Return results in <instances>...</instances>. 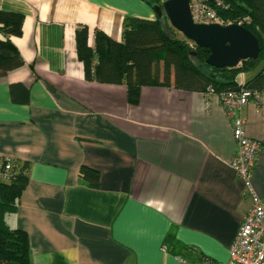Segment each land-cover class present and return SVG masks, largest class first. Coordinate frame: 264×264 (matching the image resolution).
I'll return each instance as SVG.
<instances>
[{
    "label": "crops",
    "instance_id": "crops-1",
    "mask_svg": "<svg viewBox=\"0 0 264 264\" xmlns=\"http://www.w3.org/2000/svg\"><path fill=\"white\" fill-rule=\"evenodd\" d=\"M23 15L11 41L25 64L0 70V157L28 163L12 227L26 232L31 264H220L250 208L229 159L232 125L215 94L84 77L75 29L116 41L123 19H156L143 0H0ZM258 69L241 72L250 81ZM29 89L11 101L10 85ZM260 141L252 184L264 200V97L242 110ZM86 165L98 186L79 177Z\"/></svg>",
    "mask_w": 264,
    "mask_h": 264
},
{
    "label": "trees",
    "instance_id": "trees-1",
    "mask_svg": "<svg viewBox=\"0 0 264 264\" xmlns=\"http://www.w3.org/2000/svg\"><path fill=\"white\" fill-rule=\"evenodd\" d=\"M150 7L163 0H143ZM220 23H239L259 41L257 58H247L232 67L217 68L206 62L210 51L175 34L166 15L162 21L125 16L123 38L116 41L105 32L95 29L93 44H89V28L75 29V47L89 81L125 84L127 100L137 103L143 85H170L183 90L216 92L229 89H260L264 85V0H221L217 7ZM23 15L0 9V70L22 67L23 57L11 41L22 33ZM258 69L248 82L239 84L241 72ZM11 101L29 102V89L22 83L10 85ZM9 179H0V264H31L29 240L25 231L12 227L9 216L18 207L20 196L28 182V163L12 161ZM79 177L91 187L98 186L99 172L82 165Z\"/></svg>",
    "mask_w": 264,
    "mask_h": 264
},
{
    "label": "built area",
    "instance_id": "built-area-1",
    "mask_svg": "<svg viewBox=\"0 0 264 264\" xmlns=\"http://www.w3.org/2000/svg\"><path fill=\"white\" fill-rule=\"evenodd\" d=\"M221 0H189L190 13L196 23L220 22L217 7ZM239 24V23H238ZM264 74V69H263ZM243 82H239L242 85ZM208 94H215L232 125L235 153L229 165L243 182L251 204L229 247L228 258L220 264H264V200L257 194L252 184V171L261 150L259 140L250 138L245 132V119L242 110L250 101L259 102L264 97V85L260 89L239 88L216 92L208 87ZM0 157V179L7 180L11 175L12 161ZM183 264H193L181 259Z\"/></svg>",
    "mask_w": 264,
    "mask_h": 264
},
{
    "label": "water",
    "instance_id": "water-1",
    "mask_svg": "<svg viewBox=\"0 0 264 264\" xmlns=\"http://www.w3.org/2000/svg\"><path fill=\"white\" fill-rule=\"evenodd\" d=\"M152 9L160 21L166 15L170 25L184 38L208 48L210 53L206 62L210 66L232 67L243 59L257 58L259 55L257 37L243 25L194 22L189 0H163L161 4H153Z\"/></svg>",
    "mask_w": 264,
    "mask_h": 264
},
{
    "label": "rangeland",
    "instance_id": "rangeland-1",
    "mask_svg": "<svg viewBox=\"0 0 264 264\" xmlns=\"http://www.w3.org/2000/svg\"><path fill=\"white\" fill-rule=\"evenodd\" d=\"M175 34H176L177 36H179V37L182 35V34H181L179 31H177V30H176Z\"/></svg>",
    "mask_w": 264,
    "mask_h": 264
}]
</instances>
